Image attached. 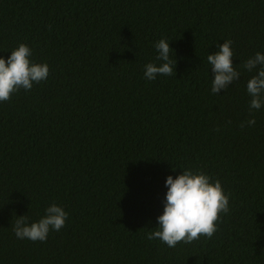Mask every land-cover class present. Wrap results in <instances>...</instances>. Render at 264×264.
<instances>
[{
	"label": "trees",
	"instance_id": "trees-1",
	"mask_svg": "<svg viewBox=\"0 0 264 264\" xmlns=\"http://www.w3.org/2000/svg\"><path fill=\"white\" fill-rule=\"evenodd\" d=\"M161 39L176 68L148 81ZM227 40L241 75L216 95L207 56ZM20 44L49 76L0 103V264H264V106L242 67L264 54V0H0V58ZM183 170L218 179L229 212L169 248L146 237ZM52 204L64 228L15 236Z\"/></svg>",
	"mask_w": 264,
	"mask_h": 264
},
{
	"label": "clouds",
	"instance_id": "clouds-1",
	"mask_svg": "<svg viewBox=\"0 0 264 264\" xmlns=\"http://www.w3.org/2000/svg\"><path fill=\"white\" fill-rule=\"evenodd\" d=\"M233 41L227 40L218 45L219 51L207 56L211 65V92L218 94L227 90L229 85L240 79V72L233 63ZM159 66L148 63L144 68V77L148 81L156 80L158 75L172 76L176 60L170 58V44L161 39L155 44ZM32 50L26 44H20L11 51L8 59L0 58V103L10 102L12 96L21 89L30 91L34 84H40L49 76L48 64H37L31 60ZM242 67L248 72L255 71L247 82V92L252 97L250 110H260L264 106V54L257 52L247 59ZM176 75V71H175ZM250 115H252L250 111ZM255 118H251L240 127L254 126ZM218 130V129H217ZM166 203L163 214L158 217L159 227L147 234L148 240H159L169 248L178 243L190 244L202 237L211 239L221 223V214L229 212V195L225 194L221 182L214 183L203 172L194 173L183 170V174L175 179L168 176L166 185ZM46 214L38 222L29 224L27 215L15 218L12 231L18 239L32 242H46L50 230L60 231L66 226L68 213L60 206L52 204L45 210Z\"/></svg>",
	"mask_w": 264,
	"mask_h": 264
}]
</instances>
